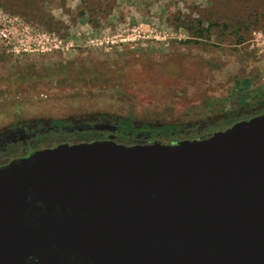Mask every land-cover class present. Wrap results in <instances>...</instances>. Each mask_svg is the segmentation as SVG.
<instances>
[{"label":"water","instance_id":"95a60500","mask_svg":"<svg viewBox=\"0 0 264 264\" xmlns=\"http://www.w3.org/2000/svg\"><path fill=\"white\" fill-rule=\"evenodd\" d=\"M0 264H264V115L205 139L77 142L1 166Z\"/></svg>","mask_w":264,"mask_h":264},{"label":"rangeland","instance_id":"374dc122","mask_svg":"<svg viewBox=\"0 0 264 264\" xmlns=\"http://www.w3.org/2000/svg\"><path fill=\"white\" fill-rule=\"evenodd\" d=\"M6 21L28 47L9 52L0 41V139L36 124L120 119L208 135L227 114L247 113L209 103L238 81L264 86V0H0ZM80 134H46L34 145Z\"/></svg>","mask_w":264,"mask_h":264},{"label":"flooded vegetation","instance_id":"af4514ba","mask_svg":"<svg viewBox=\"0 0 264 264\" xmlns=\"http://www.w3.org/2000/svg\"><path fill=\"white\" fill-rule=\"evenodd\" d=\"M254 84V80L249 79V80H244V81H238L236 84V89L235 91L230 95L238 93V97L236 98L235 103L229 102L228 104L229 107L226 105V107H221L222 108H227L228 109H247V113L244 116H239L235 114H227L225 116V119L223 122H221L219 125L217 124V129L213 131V133L204 135L205 132L199 131L198 133H195L193 135L189 130L185 131L182 130L180 134L176 135L173 134V137L177 136H183L182 140H177V141H171V144H176L181 141L185 140H196V139H205L208 138L212 135H214L217 132H224L234 125L243 122V121H248L253 118H257L260 116L264 115V86L261 88H257L255 90H251L252 86ZM238 88H241L240 90ZM237 95V94H236ZM230 96H228L226 99H228ZM249 111V112H248ZM53 122L47 123V124H36L33 128H22L20 131H17L10 136L0 139V152L6 153L9 148L12 147V145H17L18 141L22 142V145L19 147L18 152L19 154L14 156V157H9V153H6V157L0 156V167L8 164L14 159L24 157L28 154H30L33 151L37 150H44V149H50L57 147L59 145H64V144H74L79 141H68L66 139L59 140L55 142L54 144H50L48 146H45L43 148H37L35 147L36 140L38 138H42L46 134H62L61 130L58 127H53ZM75 128V131L78 130L79 128L73 125ZM74 131V132H75ZM73 132V131H71ZM106 132H103L105 139H110L109 135L105 134ZM120 133V131L117 129V131L114 134ZM147 132H139L138 134H130V143H149L150 141H154L152 138L153 136H147ZM128 137V135H127ZM152 143V142H150ZM8 154V157H7Z\"/></svg>","mask_w":264,"mask_h":264},{"label":"trees","instance_id":"16d2710c","mask_svg":"<svg viewBox=\"0 0 264 264\" xmlns=\"http://www.w3.org/2000/svg\"><path fill=\"white\" fill-rule=\"evenodd\" d=\"M238 89L240 90L241 88H238ZM236 94L230 96L228 99H223V100H220L218 102H211L208 104V106L212 109L213 108L217 109V108H221V107H226V105L229 102L235 103L236 98L238 97L237 92H236ZM52 125H53V127H58L61 130V132L64 134L81 133L80 134L81 140L79 142L97 141V140H104L105 139L103 132L94 131V130L93 131L84 130L86 127L91 125L89 123H86V124L81 125V126L75 125L79 129H82V130L78 129L76 131H75V128L73 125L65 123V122L54 121ZM116 125H118V130L120 131V133L123 134L121 136L122 138L127 137V135L130 138V134L135 135V134H138L139 132L145 131L148 134L147 136H150V135L153 136L152 139L154 141H150V142H161L163 144H171V143L161 141V139L172 138L173 134L176 133V135H178L183 130L180 127H176V126H172V125L162 126V127H158L155 129L150 128V127H144L142 129L136 128L131 119H120L115 124H113V126H116ZM91 126L94 127L95 125H91ZM71 131H73V132H71ZM125 144H136V143H125Z\"/></svg>","mask_w":264,"mask_h":264},{"label":"built area","instance_id":"2783aa9c","mask_svg":"<svg viewBox=\"0 0 264 264\" xmlns=\"http://www.w3.org/2000/svg\"><path fill=\"white\" fill-rule=\"evenodd\" d=\"M0 41L9 52L27 51L25 48L28 46L24 44L23 38L19 39L15 35L11 21L0 24Z\"/></svg>","mask_w":264,"mask_h":264}]
</instances>
